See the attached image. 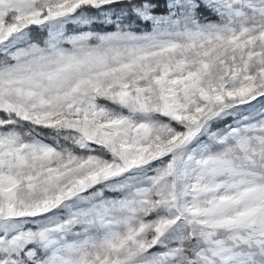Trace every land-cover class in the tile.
Segmentation results:
<instances>
[{
  "label": "snow or ice",
  "instance_id": "1",
  "mask_svg": "<svg viewBox=\"0 0 264 264\" xmlns=\"http://www.w3.org/2000/svg\"><path fill=\"white\" fill-rule=\"evenodd\" d=\"M0 264H264V0H0Z\"/></svg>",
  "mask_w": 264,
  "mask_h": 264
}]
</instances>
